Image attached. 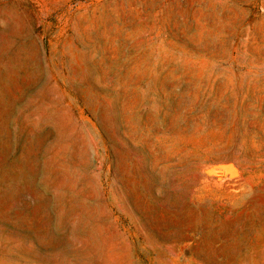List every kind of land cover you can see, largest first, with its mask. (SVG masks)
I'll return each mask as SVG.
<instances>
[{"label": "rangeland", "instance_id": "374dc122", "mask_svg": "<svg viewBox=\"0 0 264 264\" xmlns=\"http://www.w3.org/2000/svg\"><path fill=\"white\" fill-rule=\"evenodd\" d=\"M0 264H264V0H0Z\"/></svg>", "mask_w": 264, "mask_h": 264}, {"label": "bare ground", "instance_id": "6f19581e", "mask_svg": "<svg viewBox=\"0 0 264 264\" xmlns=\"http://www.w3.org/2000/svg\"><path fill=\"white\" fill-rule=\"evenodd\" d=\"M217 172V171H216Z\"/></svg>", "mask_w": 264, "mask_h": 264}]
</instances>
